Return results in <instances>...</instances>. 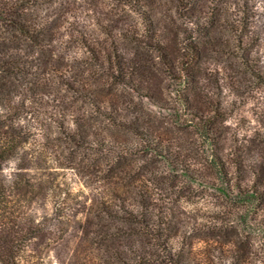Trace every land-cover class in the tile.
I'll return each instance as SVG.
<instances>
[{
	"label": "rangeland",
	"instance_id": "374dc122",
	"mask_svg": "<svg viewBox=\"0 0 264 264\" xmlns=\"http://www.w3.org/2000/svg\"><path fill=\"white\" fill-rule=\"evenodd\" d=\"M146 1L152 30L126 0H26L36 39L0 26L19 264H264V0L201 1L195 86L175 35L188 12Z\"/></svg>",
	"mask_w": 264,
	"mask_h": 264
},
{
	"label": "trees",
	"instance_id": "16d2710c",
	"mask_svg": "<svg viewBox=\"0 0 264 264\" xmlns=\"http://www.w3.org/2000/svg\"><path fill=\"white\" fill-rule=\"evenodd\" d=\"M30 1V0H29ZM164 1L169 5L176 6L177 9L181 10L182 12L187 11L188 16H186V19L183 21L184 24L179 27V29H183L181 32H175V35L177 33L176 41L182 44V48L184 50L183 54V65L182 67V75L184 77V81L189 84L190 86H195L196 80L198 79L201 72L198 70L197 63H200V49L199 45H197L198 38L195 36H192L191 30L189 29L188 22L196 25L197 27L204 28L207 30V22L202 20L199 16L196 15L197 6L201 3L202 0H160ZM127 5H132L136 11L142 15L146 19V21L150 24H148V28L152 30L155 26V21L150 18L152 17V8L149 6L148 2L146 0H126ZM26 0H0V26L6 27L8 30L12 31L13 34L18 33L19 37L21 39H36V25L32 24L31 20L28 18V14L20 15L19 11L20 9H26ZM144 6H147L149 10L144 8ZM173 7L167 8V11L172 12ZM151 12V13H150ZM21 17H24L25 20H23ZM206 23V24H205ZM38 27V26H37ZM148 29V33L150 34V43L152 44L154 49H157L158 51L162 52L163 57L167 62H170L172 64V60L168 56V43L163 38V35L155 32L152 34V31ZM194 32V29H192ZM186 31V32H185ZM208 34H210V31L207 30ZM185 46V47H184ZM105 50V49H104ZM111 56V55H110ZM112 59V56H111ZM4 63L2 66L1 64ZM8 65L7 61L5 59L0 58V72L3 71V69ZM195 65V66H194ZM1 67L2 68L1 70ZM133 69H135L133 67ZM120 70L123 73V67L120 66ZM119 79L121 81H125V77H120ZM199 83V81L197 82ZM130 86V84H127ZM132 87H136V85L131 84ZM7 86L2 84L0 82V97L4 100V89ZM144 88H140V86L137 87V90L141 94H145L146 97L153 99V101H156L153 93L151 92L150 88L147 86H143ZM11 91V89L8 90V94ZM155 94V92H154ZM2 95V96H1ZM187 106L189 103H187L188 98L185 97L183 99ZM11 104V100H7ZM194 116L196 119H199L200 121H204V117L200 112L195 111ZM115 121L117 119H114ZM119 126H121V123L118 122ZM123 126L129 125L130 128H133L137 133H140V136L143 141H145L146 144H148L150 147L154 148V151L163 154L162 150L159 148V146L153 142V140L149 139L151 137L149 135L150 130L149 128H141L138 123L136 124H124ZM134 150H130L132 152ZM165 156H169L167 152H165ZM8 159V156L4 154L3 147L0 143V171L3 167V162ZM220 163V162H219ZM221 167L222 165L219 164ZM223 171V170H221ZM7 193L5 190V186L0 181V264H19V247L17 245V238H20V232L15 231L14 229L9 227V224L11 221L6 222V216L3 215V213H7L6 206H7ZM7 215V214H6ZM8 224V225H7Z\"/></svg>",
	"mask_w": 264,
	"mask_h": 264
}]
</instances>
